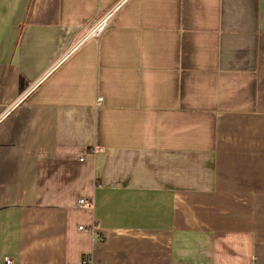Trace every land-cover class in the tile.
Segmentation results:
<instances>
[{
  "label": "crops",
  "instance_id": "0c3cea01",
  "mask_svg": "<svg viewBox=\"0 0 264 264\" xmlns=\"http://www.w3.org/2000/svg\"><path fill=\"white\" fill-rule=\"evenodd\" d=\"M86 255L264 264V0H0V264Z\"/></svg>",
  "mask_w": 264,
  "mask_h": 264
},
{
  "label": "built area",
  "instance_id": "2783aa9c",
  "mask_svg": "<svg viewBox=\"0 0 264 264\" xmlns=\"http://www.w3.org/2000/svg\"><path fill=\"white\" fill-rule=\"evenodd\" d=\"M113 10L112 11H109L107 14H105L104 16H102L97 23H95L90 29L89 31L85 34V36L83 37V39H81L82 41L86 40V39H90V38H97L101 35V33L104 31V29L107 27L108 25V19L109 17L112 15L113 13ZM101 97H98L97 98V101H96V104L97 105H100L101 104ZM77 205L81 206V207H84V206H89L90 205V202L85 199V198H79L77 200ZM80 230H83V229H86L85 227L83 226H79L78 227ZM93 226H90L88 230H93ZM1 264H14V262L8 258V257H5L4 260H3V263ZM81 264H92L90 259H89V256H84L83 259H82V262Z\"/></svg>",
  "mask_w": 264,
  "mask_h": 264
}]
</instances>
